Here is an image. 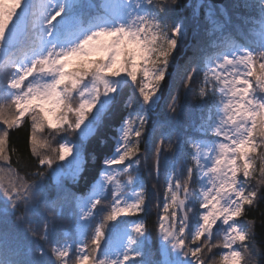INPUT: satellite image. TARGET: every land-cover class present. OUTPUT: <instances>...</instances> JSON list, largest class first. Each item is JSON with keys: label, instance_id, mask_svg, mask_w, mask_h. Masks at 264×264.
I'll list each match as a JSON object with an SVG mask.
<instances>
[{"label": "snow or ice", "instance_id": "obj_1", "mask_svg": "<svg viewBox=\"0 0 264 264\" xmlns=\"http://www.w3.org/2000/svg\"><path fill=\"white\" fill-rule=\"evenodd\" d=\"M232 7L246 28L212 0H0V264H261L264 0Z\"/></svg>", "mask_w": 264, "mask_h": 264}, {"label": "trees", "instance_id": "obj_2", "mask_svg": "<svg viewBox=\"0 0 264 264\" xmlns=\"http://www.w3.org/2000/svg\"><path fill=\"white\" fill-rule=\"evenodd\" d=\"M235 2V0H227L224 5L228 11V15L231 16L232 18V24L233 25H240L242 28H246V25H243L242 21L237 19L236 13L239 12L240 15H245V10L244 9H233L232 5ZM181 5L187 3V0H180ZM218 5V4H216ZM190 11V10H189ZM187 14V13H186ZM203 10L200 12V24H201V29L205 26L204 21H203ZM194 39V33L192 30V27L189 28L188 32V37L185 41L187 44L189 41ZM195 86V85H193ZM179 91L181 95V102H185V97H184V88L183 84H179ZM195 97L191 94H189L186 98L187 102L194 105L195 104ZM181 121H185L186 117L183 115L181 116ZM27 130L25 128L20 129L19 131H14L11 133V147H15L18 151H26L27 150ZM15 159V157H13ZM145 177L147 178V173H145ZM154 178H148V187L151 189V186L153 183H155ZM68 188L71 192L76 193V194H83L86 191V185L83 180L80 181L79 184H72L71 182L68 183ZM54 195V193H53ZM156 201L153 200V206L151 209L150 215L147 217L149 223L151 224L153 221L156 219ZM264 200H261L258 202V206L255 208H251L248 211V218L254 219L255 221V240H256V246L257 248L264 249ZM13 220H15V217H12ZM65 227L68 232L72 233L73 232V224L71 221L65 220ZM156 248V241H155V233H153V250L155 251ZM158 258V257H157ZM258 260H260L261 264H264V258L257 257Z\"/></svg>", "mask_w": 264, "mask_h": 264}, {"label": "water", "instance_id": "obj_3", "mask_svg": "<svg viewBox=\"0 0 264 264\" xmlns=\"http://www.w3.org/2000/svg\"><path fill=\"white\" fill-rule=\"evenodd\" d=\"M224 1H225V0H212V3H213V4H218V5H220V4H222Z\"/></svg>", "mask_w": 264, "mask_h": 264}, {"label": "rangeland", "instance_id": "obj_4", "mask_svg": "<svg viewBox=\"0 0 264 264\" xmlns=\"http://www.w3.org/2000/svg\"><path fill=\"white\" fill-rule=\"evenodd\" d=\"M225 2H227V0H225L222 4H224ZM222 4H220V5H222Z\"/></svg>", "mask_w": 264, "mask_h": 264}]
</instances>
